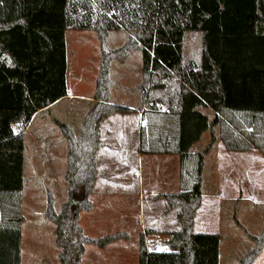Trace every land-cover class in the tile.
I'll return each mask as SVG.
<instances>
[{"label":"trees","instance_id":"obj_1","mask_svg":"<svg viewBox=\"0 0 264 264\" xmlns=\"http://www.w3.org/2000/svg\"><path fill=\"white\" fill-rule=\"evenodd\" d=\"M68 29L95 33L101 62L95 103L79 132L59 127L68 193L59 208L50 193L45 213L59 264H81L87 246L130 239L127 232L90 237L80 215L93 210L104 122L136 112L112 102V66L133 53L142 56L139 153L176 155L180 167V192L158 197L180 228L167 233L165 250L147 248V235L159 232L142 233L139 264H220L221 236L197 233L195 223L218 142L264 156V0H163L149 13L145 0H0V264L22 263L26 130L37 112L67 96ZM122 31L126 42L109 48L110 34ZM192 35L200 44L190 52ZM249 239L239 264H256L264 252V226Z\"/></svg>","mask_w":264,"mask_h":264},{"label":"rangeland","instance_id":"obj_2","mask_svg":"<svg viewBox=\"0 0 264 264\" xmlns=\"http://www.w3.org/2000/svg\"><path fill=\"white\" fill-rule=\"evenodd\" d=\"M162 1L145 0L146 11L149 13ZM128 36V33L124 31L111 33L108 39L109 48H120L126 42ZM199 44L200 38L192 35L187 44L188 51H197ZM68 51L70 90H77L78 78L83 75L87 79L86 94H90L93 90L94 79L92 78L95 72L93 65L99 56V46L95 35L90 32L88 36L79 34L76 37L74 32H69ZM141 67L142 56L140 53H133L113 64L112 79L115 82V88L112 92L115 104L121 106L142 104V95L138 89ZM72 109L73 112L69 113L65 109L61 111L62 106H60L45 114V117H40L32 125L29 130L30 134L26 138L23 198L25 222L23 225L21 264H59L58 250L55 245V227L47 220L45 213L50 193L53 195L58 208L67 199L68 186L65 180L67 143L59 127L66 125L78 133L82 125L80 114L87 112L88 108L75 104ZM135 116L136 114H117L104 122L101 130L102 148L98 155L100 175L98 174L96 189L91 196L94 207L92 211L81 212L80 215V224L88 236L104 237L117 232H127L130 234V239L120 240L104 249L87 246V252L81 264H139V237L144 232L142 229L144 221L149 226L151 220L165 210L163 201L146 202L144 207L139 205V197L134 193L140 185L138 177L134 178L133 184L129 186L131 187L130 192L119 194L115 201L106 195H96L97 188H101V183H107V178H103L101 173L102 170L107 168L109 152L116 149L120 151L123 149V145L128 150L133 164L141 171L145 186L149 182L158 180V173L161 169L160 160L165 163V174L160 176V180L167 179L174 168V165L171 164L172 160H170V163L167 161L168 156L163 155L147 154L143 156L142 161H138L140 139L137 129L139 130L142 126H139L137 121L132 120L135 119ZM114 138L119 140V146L117 147L112 146ZM208 140L209 135L205 134L202 137V145H206ZM124 143H127V145ZM219 145L222 147V144ZM228 153L234 157L241 155ZM169 159H176V156L175 158L170 156ZM250 164L247 159H241L239 162L226 159L221 164L223 167L221 180L232 192L229 196L238 197V193H234L235 190L231 191V189L232 187L236 188L237 178L241 177L243 168H248ZM254 165L257 166V163ZM229 167H231L233 173L228 171ZM219 181L213 170L208 169L206 171L204 184V198L206 196V199L204 202L202 201L203 205L197 214L199 222L197 230L196 228L195 230L198 233L217 234L218 230L221 231L222 229L224 241L223 249L221 248L222 243L220 246V264H239L238 258L241 253L252 246L249 235H258L264 226V206L250 207V203H238L241 201L238 199V202L228 203L221 209L215 205H212V207L210 198L219 189ZM157 190L163 193L172 189L169 184H164ZM257 190V198L264 201V191L260 192L259 188ZM252 196L255 197L254 194ZM172 217L171 220L169 219V223L175 218L173 214ZM210 220L212 224H208ZM177 228L178 230L180 228L178 222L174 229ZM166 240L168 238L162 235H158V237L147 235L146 245L151 251L165 250L166 247L164 248L163 245ZM256 264H264V252L258 258Z\"/></svg>","mask_w":264,"mask_h":264},{"label":"crops","instance_id":"obj_3","mask_svg":"<svg viewBox=\"0 0 264 264\" xmlns=\"http://www.w3.org/2000/svg\"><path fill=\"white\" fill-rule=\"evenodd\" d=\"M69 32H74V36H76V37H78L79 34H82V36H88V34H90V31H80V30H75V29H68L65 32L66 54H67V70H66L67 96L65 98L58 100L53 105H51V106H49L43 110H40L39 112H37L35 114V116L32 118V121L30 122V124L26 130V138H27V135L30 134L29 130L32 127V125L40 117H42V118L45 117V114L52 112L54 109L62 106L61 111H64V109H65L66 112L68 111L70 113V112H73V109H72L73 106H75V104H77L78 106H81L83 108H88V110H87V112H88L91 109L93 103H95L93 97H94V92H95V88H96V83H97V80L99 77L100 62H101L100 43H99L95 33L92 32L95 35L96 41H97L98 46H99V56H98L96 63H94V65H93L95 68V72H94V75L92 78V79H94L93 80V86H92L93 90H91L90 94H86L85 89L87 87V81H86L87 79L83 75H81V77L78 78L77 90L72 91V90H70V87H69V62H68L69 61V57H68V52H69L68 51V35H69ZM141 74H142V69H141ZM140 77H141V75H140ZM140 81H141V78H140ZM112 102L115 104V102L113 100V92H112ZM116 105H119V104H116ZM63 107H65V108H63ZM125 107L134 109L136 111L134 113H130V114H136L135 119H132V120L135 122L137 121L138 125L143 127L145 125V120L143 118V113L145 111L143 99H142V104H140V105L132 106V105L126 104ZM87 112L85 111L82 113V115L80 114L82 122H83L84 117H85ZM141 128H139V130L137 129V134L139 135V137H140V129ZM113 142L114 143L112 144V146H115V147L119 146V140L118 139L114 138ZM25 144H26V139H25ZM124 144L127 145V143H124ZM219 144H222V147H220ZM101 146H102V144H101ZM216 148H217V150H216ZM228 152L229 151L226 150L223 143L218 142L215 149L207 157L206 170H208V169L213 170L216 173L217 178L220 180L219 186H218L219 189L216 190L214 195L210 198L211 206L215 205L219 209H221L223 206L228 205V203L238 202V199L241 200L238 203L248 202V203H250V205H249L250 207L264 206V201L257 198L258 197L257 196L258 190L256 191L257 188H259L260 192L264 191V156L258 150H252V151L244 152V153H237V154H241L239 157H236V156L234 157L231 154H229ZM232 153H236V152H232ZM143 156H144L143 154L139 153V155H138V161L139 162L143 160ZM163 156H168L167 161H169V162H170V160H172L171 161L172 163L171 162L170 163L174 165V168L172 169V171L169 174V176L167 177V179L160 180V176L165 174V163L163 160H160L159 163H160L161 169L158 173V180H156V182H149L145 186L144 181H142L141 171L139 170V168H137L133 164L131 158L129 157L128 150H126L125 145H123V149L120 151H117V149L115 151H110L108 154L107 168L102 170V173H101L103 178H107V183L106 182L101 183V188L100 189L97 188L96 195L97 196H98V194L106 195L115 201L119 194H127L128 192H130L131 187H129V186H131L133 184V182L135 180L134 178H137V177L140 181V185H138V188L135 189L136 192H134V191L133 192L139 197V205L141 207H144L146 202H153V203L162 202L163 200L158 199V197H160L162 195L179 193L180 192L179 157L176 155H163ZM170 156H174V158L176 156V159H169ZM226 159L229 161H231V159H232L233 162H237V161L239 162L241 159H247V161H249L251 163L250 165H248V168L247 167L243 168V170L241 172V177L237 178V183L235 186L236 188L232 187V189H231V191L233 189L235 190V191H233L234 193L235 192L238 193L239 198L238 197L236 198L234 196H229V194L232 192H230L229 188L226 187L225 183L221 180V178H222L221 172L223 170V167L221 164L223 163V161H226ZM253 162H254V164L257 163V166H255L253 164ZM175 163H176V167H175ZM252 164H253V166H252ZM229 168H227V169H229L228 171H231L232 170L231 167H229ZM231 173H233V171H231ZM98 174L100 175L99 168H98ZM97 179H98V176H97ZM164 184H167V185L169 184L172 190H167L163 193L159 192L160 190H157V189L164 186ZM99 191H100V193H99ZM253 194L255 195L256 198L252 196ZM131 195H132V193H131ZM205 199H206V196H205V198L203 197V202ZM202 205H203V203H202ZM164 211L162 213L158 214V216L154 217L153 220H151L149 226H147L148 225L147 222L144 221V227H142L144 232H142V233H145L146 229H149V230L159 232V234H157V235L155 234V236H157V237H158V235H162V236L167 237L168 240H166V242L163 245L165 248V246L167 245V242L170 239V237L167 235V233L178 230V228L174 229L178 221H176L177 220L176 215H175L176 213H170L168 215H165ZM172 214L174 215V217L176 219L174 218V220H172L169 223V219L171 220ZM198 222L199 221H198V216H197L196 223H195L196 230L198 227V225H197ZM208 224H212V221L210 220L208 222ZM218 232H220V233H218ZM218 232H217V234H219L222 237L221 238V240H222V247L221 248L223 249V241H224L223 231L221 229V231L218 230ZM205 234H211V233H205ZM90 237H92V236H90ZM86 252H87V250H86ZM86 252H85V254H86ZM138 256H139V252H138Z\"/></svg>","mask_w":264,"mask_h":264},{"label":"built area","instance_id":"obj_4","mask_svg":"<svg viewBox=\"0 0 264 264\" xmlns=\"http://www.w3.org/2000/svg\"><path fill=\"white\" fill-rule=\"evenodd\" d=\"M162 111L165 113H169V111L167 109H164V108L162 109Z\"/></svg>","mask_w":264,"mask_h":264},{"label":"water","instance_id":"obj_5","mask_svg":"<svg viewBox=\"0 0 264 264\" xmlns=\"http://www.w3.org/2000/svg\"><path fill=\"white\" fill-rule=\"evenodd\" d=\"M169 246H170V242H169V243H167L166 247H169Z\"/></svg>","mask_w":264,"mask_h":264}]
</instances>
